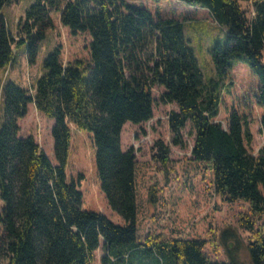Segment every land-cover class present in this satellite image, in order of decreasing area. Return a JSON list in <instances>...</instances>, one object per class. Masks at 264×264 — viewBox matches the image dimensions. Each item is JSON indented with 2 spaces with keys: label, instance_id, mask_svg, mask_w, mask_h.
<instances>
[{
  "label": "trees",
  "instance_id": "trees-1",
  "mask_svg": "<svg viewBox=\"0 0 264 264\" xmlns=\"http://www.w3.org/2000/svg\"><path fill=\"white\" fill-rule=\"evenodd\" d=\"M10 1L0 0V257L8 264H93L103 238L101 264H238L209 260V232L197 227L186 203L195 191L218 193L264 212V147L250 153L245 114L232 109L226 127L218 120L231 86L225 80L235 62H244L259 81L264 130V0H181L208 10L227 32L210 50L216 77L208 81L178 19H156L125 0H34L15 42L2 14ZM54 11L73 34L90 33L88 73L82 60L65 64L57 47L32 91L4 80L1 70L14 61L11 41H26L34 63ZM154 86L165 89L162 103L177 107L168 115L171 143L183 147L190 128L191 156L172 158L161 139L149 161L139 160L134 147L122 148L127 123L153 118ZM30 106L54 122L56 164L33 135H21L19 121ZM71 125L92 134L102 188L126 225L81 207L82 192L66 172ZM152 165L160 175H149ZM167 224L175 235L162 233ZM248 248L252 264H264L261 229L252 230Z\"/></svg>",
  "mask_w": 264,
  "mask_h": 264
},
{
  "label": "rangeland",
  "instance_id": "rangeland-1",
  "mask_svg": "<svg viewBox=\"0 0 264 264\" xmlns=\"http://www.w3.org/2000/svg\"><path fill=\"white\" fill-rule=\"evenodd\" d=\"M136 7L147 8L158 19L175 18L184 23V32L189 45L194 50L199 67L205 80L216 77L215 65L211 48L214 42H225L227 32L210 15L208 10L189 5L181 0H125ZM34 0H11L3 9L7 29L17 42V24L25 16L26 10ZM59 11L51 13L52 26L45 30V36L38 44V51L34 63H29L27 56V42L12 43L14 61L1 70L4 80H10L19 86L32 91L36 81L45 73L44 61L57 47L61 50V59L66 64L75 60H82L85 75L88 73V64L91 63L90 42L88 32L73 34L61 22ZM231 83L229 93L224 92L218 120L227 126V120L232 109L245 114L249 120V129L253 135V142L248 147L251 154L256 155L264 147V130L261 126L262 109L257 103L259 81L250 72L244 62H235L230 78L225 80ZM164 88L154 86L152 95L154 101L153 118L142 124L127 123L122 130L121 144L124 150L134 147L137 158L141 161L151 159V148L158 139L170 144L171 157L180 159L191 156L194 136L188 135L190 128L185 131V145L174 146L171 143V134L168 125L170 111L177 110L175 105H166L161 101ZM21 135H33L40 147L47 153L53 164L56 160L53 154V138L51 130L54 122L30 106L27 115L19 121ZM72 138L69 147L67 179L74 182L82 192L81 207L105 215L117 225L124 226L126 221L114 210L108 202L102 188L96 167V148L92 134L89 131L78 130L71 125ZM160 168L152 165L149 175H160ZM202 187V186H201ZM192 216L199 219L197 227L208 230L209 237L204 249L210 261L225 262L233 260L238 264H252L249 253L251 233L254 229H261L264 233V212L253 211L248 201L228 203L218 193L207 194L195 191L189 195L186 203ZM2 202L0 200V210ZM252 224V226H251ZM175 228L176 225L174 226ZM173 227V228H174ZM251 228H253L251 230ZM177 230V229H176ZM1 233V226H0ZM165 236L175 235L171 224L162 230ZM104 240L100 239L99 248L95 251L93 264H101L104 254L102 249ZM0 264H8V260L0 257Z\"/></svg>",
  "mask_w": 264,
  "mask_h": 264
}]
</instances>
